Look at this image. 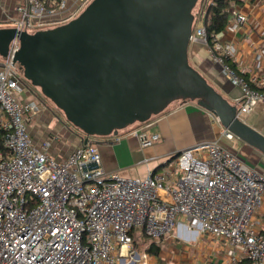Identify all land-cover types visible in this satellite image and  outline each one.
<instances>
[{"label":"built area","instance_id":"1","mask_svg":"<svg viewBox=\"0 0 264 264\" xmlns=\"http://www.w3.org/2000/svg\"><path fill=\"white\" fill-rule=\"evenodd\" d=\"M78 1L70 9L66 0H23L12 27L34 33L62 25L91 0ZM203 17V11L193 15L189 42L203 45L240 89L235 104L240 118L264 104V79L253 73L246 79L227 63L235 64L237 48L226 35L244 28L249 18L234 12L223 30L207 35ZM17 49L15 39L0 65V264H140L131 248L136 228L153 240L174 237L178 229L210 235L225 250L224 264H264V228L257 219L264 178L236 156L230 146L234 135L220 126L217 139L181 151L163 173L149 171L143 178L106 173L91 138L83 144L82 137L57 161L49 155V140L37 144L31 136L29 125L40 105L12 62ZM263 61L259 48L256 71L264 69ZM149 122L130 130L141 148L159 141L147 132Z\"/></svg>","mask_w":264,"mask_h":264},{"label":"water","instance_id":"2","mask_svg":"<svg viewBox=\"0 0 264 264\" xmlns=\"http://www.w3.org/2000/svg\"><path fill=\"white\" fill-rule=\"evenodd\" d=\"M196 2L91 0L75 18L50 29L0 28V58L16 39L13 64L83 135V144L144 123L174 101H192L264 155V136L188 62Z\"/></svg>","mask_w":264,"mask_h":264},{"label":"crops","instance_id":"3","mask_svg":"<svg viewBox=\"0 0 264 264\" xmlns=\"http://www.w3.org/2000/svg\"><path fill=\"white\" fill-rule=\"evenodd\" d=\"M66 1L70 9L79 2L78 0ZM22 4L23 0H0V20L3 19L6 22L7 25L5 26H9V23L12 24L13 20L17 19L16 8ZM230 11L232 13L230 14V21L234 18V12L243 13L249 18L248 24L244 28L234 34L226 35V41H231L237 48L234 62L235 70L246 79L252 73L259 79H264V69L256 71L253 66L254 57L259 48H264V36L262 38L259 36V32L264 30V1L233 0ZM187 58L189 64L219 94L235 106L241 97L240 89L233 86L229 79L221 73L218 64L210 61L205 47L198 43L189 42ZM28 96V94H24L22 98L30 99L31 97L28 98ZM214 118L213 115L200 109L195 102L176 101L172 102L161 114L150 118V127L147 128V132L159 136V141L151 147L141 148L138 139L130 135V129L119 132L118 140L110 135L93 139L91 142L97 145L101 157V166L106 173H117L124 178H143L149 171H158L163 168L159 165L177 152L191 148L201 142L217 139L221 125L216 123ZM240 120L264 136L263 103L256 104L248 114L240 116ZM67 124L57 119L55 121L48 120L45 123V132H47L45 136L51 138L52 148L51 150L49 148V155L57 161L64 160L81 143L82 134L74 132ZM139 127L133 126L131 129L139 130ZM35 128H42L41 121L35 124ZM44 139L33 140L38 144ZM60 139L67 141L63 144ZM230 146L239 159L264 178V162L259 164L254 159L256 157L264 159L263 154L237 138L231 141ZM145 160L149 161L145 163ZM140 164L145 165V167L140 166ZM257 219L260 226L264 228V196L257 213ZM188 235L196 237L182 229H178L174 233L173 238L177 239L175 243L180 246L177 248L175 245V248H172L175 253V262L178 264H224L227 257L225 250L218 241L210 235H205L202 237L204 239L197 240L193 246L181 244L179 242L182 240L181 237L185 238Z\"/></svg>","mask_w":264,"mask_h":264},{"label":"rangeland","instance_id":"4","mask_svg":"<svg viewBox=\"0 0 264 264\" xmlns=\"http://www.w3.org/2000/svg\"><path fill=\"white\" fill-rule=\"evenodd\" d=\"M199 5H200V0H197L196 4L192 10L193 14L198 11ZM2 20L3 19L0 20L1 21L0 22V28L11 27V25H12L11 23H9V26H5L7 24H6V22H4V20L3 21ZM31 24H32V26L35 25V23L33 21H31ZM0 65H2L1 58H0ZM21 83L25 86V88H27L28 93L37 99V101L40 105V111L32 118L30 125H29V127H30L29 129H30V132L33 136V139L36 141H39V140L45 138L44 140H49L51 143V140H50L51 138L49 139L48 137L45 136V134L47 133V132H45V130H46L45 129V123H47L48 120H54L55 121V119L62 120L65 122L64 117H63L62 113L58 109H56L54 107V105L49 100L44 98L37 89L30 86V84L26 80H24L23 77L21 78ZM29 97H30V95L28 96V98ZM174 102H176V101H174ZM167 108H168V106H167ZM39 121H41L42 128L36 129L35 124H38ZM36 122H38V123H36ZM133 126L139 127L141 125H140V123H134L124 130H127V129L132 130L131 127H133ZM96 138H104V137H91V140L96 139ZM64 139H60V142H62L63 144H65L67 141ZM51 148H52V146L50 145V150H51ZM254 159H255L256 163H259V164H260V162H264V159L262 157H256ZM140 166L145 167V165H143V164H140ZM137 167H139V166H137ZM163 172H164L163 168L158 170V173H163ZM133 233H134V240H133L134 242L131 243V248L133 249V251L136 252V254L138 256H140V258H141L140 264H143V263H145V264H178V262L174 261L175 253H174V250L172 249V248H175V245H176L175 242L177 241V239L175 240V238H173V237H170L167 239H159V240H153L150 238H145L141 235H138V229L137 228L134 230ZM203 236H205V235L203 234V235H200L198 237L197 236L194 237L193 235H188V236H186L187 238L182 237V240L179 242L181 244L193 246L194 244L197 243L196 242L197 240L204 239V238H202ZM151 243H153L155 246L158 247V253L156 256H154L152 252L149 253L147 251ZM176 246H177V248H180L179 245H176ZM143 256H145L144 259H142ZM184 263H186V262H184Z\"/></svg>","mask_w":264,"mask_h":264},{"label":"trees","instance_id":"5","mask_svg":"<svg viewBox=\"0 0 264 264\" xmlns=\"http://www.w3.org/2000/svg\"><path fill=\"white\" fill-rule=\"evenodd\" d=\"M232 3H233V0H200L198 11L192 14L198 15L201 11H203L204 13L203 25H204L205 32L207 33V35L214 34V33H217L223 30L225 25L228 23L230 19V13L228 12V9L231 7ZM227 63L233 70L235 69L234 64L230 62H227ZM70 127L72 128L74 132L81 134L76 129H74L72 126ZM139 235L145 237L142 233H139ZM133 240H134V236L132 237V241ZM147 251L149 253L152 252L153 255L156 256L158 253V247L155 246L153 243H151Z\"/></svg>","mask_w":264,"mask_h":264}]
</instances>
